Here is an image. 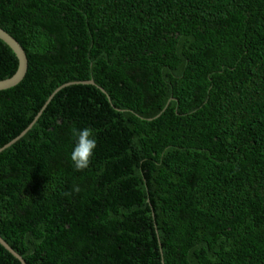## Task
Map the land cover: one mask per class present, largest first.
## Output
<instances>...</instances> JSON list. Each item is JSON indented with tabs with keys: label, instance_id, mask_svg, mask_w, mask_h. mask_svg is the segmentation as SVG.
<instances>
[{
	"label": "trees",
	"instance_id": "16d2710c",
	"mask_svg": "<svg viewBox=\"0 0 264 264\" xmlns=\"http://www.w3.org/2000/svg\"><path fill=\"white\" fill-rule=\"evenodd\" d=\"M0 28L28 59L0 149L42 111L0 152L27 264H264V0H0ZM17 68L0 39V80Z\"/></svg>",
	"mask_w": 264,
	"mask_h": 264
},
{
	"label": "water",
	"instance_id": "95a60500",
	"mask_svg": "<svg viewBox=\"0 0 264 264\" xmlns=\"http://www.w3.org/2000/svg\"><path fill=\"white\" fill-rule=\"evenodd\" d=\"M0 39L3 40L7 45L10 46V48L14 51V53L18 59V68H17L16 72L14 73V75L11 76L10 78L0 80V90H4V89L14 87L24 78V76L27 72V69H28V59H27L26 52L24 51L21 44L14 37H12L9 33H7L5 30H3L2 28H0ZM77 83L95 85V82L93 80H85V81H80ZM67 85H69V84H67ZM41 112L38 113V115L35 117L34 121L17 138L13 139L11 142H9L4 147H2L0 149V152L2 150H4L5 148L9 147L11 144L16 142L21 137H23L26 134V132L36 122V120L40 116ZM0 244L3 245L8 251H10L22 264H27L23 260V258L16 251H14L13 248L11 246H9V244L5 240H3V238H1V236H0Z\"/></svg>",
	"mask_w": 264,
	"mask_h": 264
},
{
	"label": "clouds",
	"instance_id": "9594fccd",
	"mask_svg": "<svg viewBox=\"0 0 264 264\" xmlns=\"http://www.w3.org/2000/svg\"><path fill=\"white\" fill-rule=\"evenodd\" d=\"M76 137V144L71 153V161L77 171H83L90 166L94 151L97 148V140L94 129L84 128L81 130L73 129ZM76 187L74 191L79 192Z\"/></svg>",
	"mask_w": 264,
	"mask_h": 264
}]
</instances>
